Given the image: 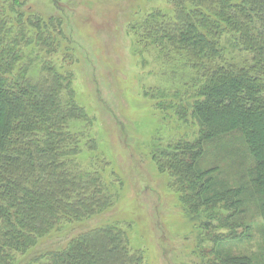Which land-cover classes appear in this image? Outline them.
Here are the masks:
<instances>
[{"label":"trees","instance_id":"obj_1","mask_svg":"<svg viewBox=\"0 0 264 264\" xmlns=\"http://www.w3.org/2000/svg\"><path fill=\"white\" fill-rule=\"evenodd\" d=\"M173 3L174 19L155 24V31L172 48L169 53H182L195 73L190 117L200 129L199 139L180 140L155 161L174 179L182 203L202 221L207 218L204 231L212 229L217 212L218 224L230 221L229 234L221 240H249L248 227L240 224L243 233L236 234L233 222L252 208L264 222V0ZM9 37L0 15V264H17L62 223L90 218L109 204L99 175L85 174L67 161L78 143L68 123L85 120L72 100L69 79L46 70L41 82L24 75L5 82L21 63V50L31 44L22 32ZM34 42L45 49L41 39ZM179 114L187 115L185 110ZM226 136L233 139L219 145L213 160L225 163L227 173L208 177L212 170L203 171L199 164L206 157L204 143ZM218 260L264 264V255ZM26 264H142V259L130 253L124 234L104 228L79 235L61 249L37 253Z\"/></svg>","mask_w":264,"mask_h":264},{"label":"rangeland","instance_id":"obj_2","mask_svg":"<svg viewBox=\"0 0 264 264\" xmlns=\"http://www.w3.org/2000/svg\"><path fill=\"white\" fill-rule=\"evenodd\" d=\"M12 1L0 0L9 38L22 32L31 44L21 50L23 59L5 82L21 75L41 82L46 70L69 79L72 100L85 120L68 123L78 143L67 161L85 174L97 173L109 200L90 218L62 223L17 264L104 228L124 234L142 264H217L222 255H264V222L256 208L233 222L236 234L248 227L249 240H221L229 234L230 221L218 224L215 212L212 229L204 231L207 218L202 221L182 203L174 179L155 161L164 148L199 139L200 129L190 117L195 73L182 53H169L172 48L155 31V24L174 19L173 0H16L20 6ZM34 39H41L45 49ZM234 58L240 57L235 53ZM230 139L204 143L206 157L199 164L203 171L212 170L208 177L226 175V164L213 155Z\"/></svg>","mask_w":264,"mask_h":264}]
</instances>
